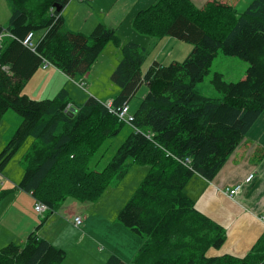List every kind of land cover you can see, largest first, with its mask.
<instances>
[{"label": "trees", "instance_id": "trees-1", "mask_svg": "<svg viewBox=\"0 0 264 264\" xmlns=\"http://www.w3.org/2000/svg\"><path fill=\"white\" fill-rule=\"evenodd\" d=\"M5 2L11 14L7 27L0 25V35L8 37L0 49V119L11 109L22 122L0 153V170L32 138L18 187L55 210L68 198L96 202L132 166L146 167L117 218L143 238L131 264H264V233L243 256L213 254L223 247L225 230L198 212L185 193L194 176L215 178L264 113V0H252L242 13L217 1L198 9L190 0H155L136 13L133 30L153 44L171 37L193 50L182 62H154L144 74L148 51L122 43L115 29L97 24L89 35L63 31L61 13L69 0ZM38 32L45 33L32 51L23 40ZM110 42L121 53L110 77L119 90L111 107L128 104L142 84L147 94L125 140L100 169L102 149L125 123L93 97L70 116L73 103L65 90L36 101L23 89L46 62L72 80L84 78ZM219 52L247 62L248 68L236 83L214 73L211 84L222 94L215 99L194 87ZM65 258V251L34 233L24 250L0 251V264H62ZM106 264L125 263L111 256Z\"/></svg>", "mask_w": 264, "mask_h": 264}, {"label": "crops", "instance_id": "crops-1", "mask_svg": "<svg viewBox=\"0 0 264 264\" xmlns=\"http://www.w3.org/2000/svg\"><path fill=\"white\" fill-rule=\"evenodd\" d=\"M94 1H99V3L89 6L94 13L93 16L96 18V20L93 21V27L97 24L104 23L103 25L113 28L116 31L117 27H122L123 23L129 24L132 22V19L139 10L147 8L148 5L152 3V0H126V5L122 9L117 8L114 12L113 8H110V0ZM191 1L197 8H202L207 2L217 1L231 6L238 13H241L252 2V0ZM69 2H73V0H69ZM99 6L101 7V11H107L109 13H97L96 9H98ZM65 7L61 13L63 29L68 32L89 35V32H85L83 29L72 31L68 26L64 25V15L69 11V7ZM103 7L107 10H104ZM112 16H114V20L119 17V23L112 21ZM44 33L45 32H40L41 35L38 40L35 39L37 33L33 34V42L35 45H37ZM123 35L128 37V39L126 41H121L122 43L133 42L130 40L132 35L129 30L124 31ZM6 38L8 37L5 36V39ZM5 39H3L4 42ZM117 56H119V51H117ZM119 59L120 58L116 61L119 62ZM92 68L85 76L87 80L91 78ZM114 68V66H111L108 70L102 68L99 72L101 77L98 78V81L102 78L104 83L109 87L111 82L110 77ZM115 88L114 94L107 97L105 100L99 99L95 94H92L93 98L104 104L112 103L119 94L118 88L116 86ZM61 90H65L68 93L69 101L73 103L74 108L75 106L84 104L83 101L86 96L83 91H81L70 78L52 66L43 67L42 65L38 68L24 86L23 94L30 99L41 101L54 98ZM2 169L0 170V174L4 176L2 174ZM250 174L254 175L252 181L249 184H244L242 190L237 195L233 198L226 195L227 189H232L235 185L243 182ZM6 176L10 180L4 176L5 182L3 185L9 183L10 187H7L0 193V225L3 224L5 219L10 217L12 222H14L13 229L17 230L18 236L17 238H13L15 235L12 231L11 236L3 234L7 240L3 238L2 243L0 238V251H4L8 248H12V250H24L28 235L34 233L38 238H43L40 234L41 215L47 211L39 213L34 209L36 201L30 194L25 193L18 187L21 181L20 179H22L19 173L13 177V173L10 172ZM11 192H13L11 195L12 198L5 203V208L1 209V205L10 197ZM185 193L194 201V207L198 212L219 224L225 230V243L220 251H214L213 254L243 256L251 249L257 239L264 233V113H262L242 142L232 152L215 178L208 182L199 176H194L186 185ZM77 209H79L78 205H74L73 210L70 208L68 212L70 216L75 215L74 217H80L81 221L83 217V223L81 222V225L84 224V227L73 247L78 248L79 252H81V256L88 261L87 264H106L108 259H106V255L101 254L108 253L109 250L106 248H99V251L97 250L98 243L101 240L94 234L93 230H88L85 221L86 218L84 220V215H82L83 211H77ZM77 213H80L82 216H77ZM132 236L134 239H142L133 234ZM43 239L54 247L65 251L64 246L50 242L46 238ZM141 243H139L137 248H140ZM85 244H87L86 247H84ZM93 251L98 252L100 257L95 258L93 256ZM109 253L111 254L109 257L115 256L125 264H130L134 257V254H129L128 258H123L114 251H110Z\"/></svg>", "mask_w": 264, "mask_h": 264}, {"label": "rangeland", "instance_id": "rangeland-1", "mask_svg": "<svg viewBox=\"0 0 264 264\" xmlns=\"http://www.w3.org/2000/svg\"><path fill=\"white\" fill-rule=\"evenodd\" d=\"M154 2L155 0H152L151 4H153ZM97 3H99V1L91 2V4L90 2H83L80 0H73V2H69L65 7H69V11L64 15V25L68 26L72 31L83 29V31L89 32L90 34L94 28L93 21L96 20V18L93 16L94 13L89 6L95 5ZM191 3L193 4L192 1ZM110 4V8H113L115 12L117 8L122 9L126 5V0H110ZM204 6L205 4L203 5V7ZM100 8L101 7L99 6L98 9H96L97 13H109L107 11H101ZM103 9L107 10L104 7ZM10 14L11 12L9 5L5 2V0H0V25L4 28L8 25ZM113 17L114 16H112V21L119 23V17H117L116 20H114ZM131 23L132 22H130L129 24L123 23L122 27H117L116 33L119 40L126 41L128 37L124 36L123 32L129 30L132 35L130 37V40L140 44L148 51L145 61L141 67L143 74L154 62H158L164 66H167L173 62H182L193 50L192 44L171 37H164L159 42L153 44V39L146 36H141L136 33L133 30ZM63 31L66 30L63 29ZM40 35V32H38L35 36V39L38 40L40 38ZM3 39H5V37H3ZM117 51H119V56H117ZM118 58L121 59L120 50H118V48H116L111 42L107 43L104 45L99 58L96 60V64H93L94 66L91 70L90 80H87L86 77L84 79L82 78L78 80L71 79L86 96L83 103H85L90 98L89 96L93 97L92 94H95L99 99L102 100H105L107 97L114 94V89H116L115 86H113L110 82V86L108 87L104 83L102 78L100 79V81H98V78L101 77L99 75V72L102 70V68L104 70H108L111 66L116 67V64L118 63V61L116 60H118ZM247 68V62L237 57L223 55L219 52L212 62L209 73L200 83H197L195 85L194 90L200 95L209 98L221 99L222 94L218 92L211 84L214 73L221 74L223 76V80L227 83H236L245 78ZM146 94L147 85L142 84L136 94L127 104L129 109L128 114L132 115L135 113L141 100L145 97ZM21 122V117L11 109L7 110L3 114L0 119V153L4 150V148L14 135L15 131L20 126ZM124 125L125 126L123 127L120 134L114 140L107 143L108 149H102V158L99 165L100 169L109 162L111 157L114 155L116 148L125 140L126 136L128 135L129 129L131 127L126 124ZM32 142L33 139L28 138L25 143L18 149V151L14 153L11 160L3 168L4 170L2 169V174L8 180L10 179L6 175L10 172L13 173V177L19 173L22 178L25 167L22 158ZM147 169L148 168L146 167L132 166L129 169L128 174L125 175L122 179L115 181V183H112V185L100 196V198L96 202L81 203L74 199L68 198L61 206L57 207L55 210H50L43 204L46 207L43 212H47H42L43 214L41 215L42 219L40 234L43 238H46L50 242L64 246V250L66 251V260H64L65 262L63 261L62 264L88 263V261H86L81 256V252H79L78 248L73 247L84 227V224H82L80 228H76L74 226L75 215L70 216V213L68 212L70 208L71 210H73L74 205H78L79 209H77V211H83L82 215H84V220L86 218L85 221L88 230H93L94 234L100 238L101 241H99L97 246L98 251L99 248H106L107 250H109V252L114 251L116 254L123 258H128L129 254H134V256L136 255L139 249L137 248V246L139 245V243H143V238L141 240H138L139 238L134 239L132 234H136H134L128 228L126 229L125 226L120 223L117 218L125 203L130 199L138 184L144 178ZM4 176L0 174V193L2 190L10 187L9 183H5V185H3V183L5 182ZM12 194L13 192H11L10 197L7 198V200L1 205V209L6 207L5 203L10 201V199L12 198ZM82 215L80 213H77V216ZM13 223L14 222H12L11 218L9 217L4 220L3 224L0 225V238L2 240V243L3 238L7 240L3 236V234L11 236V231L14 232L15 235L13 238H17L18 232L17 230L13 229ZM86 246L87 244H85L84 247ZM135 249L136 251L134 252ZM109 252L103 253L101 255H106V259H108L111 255ZM99 255L100 254L98 252L93 251V256L95 258L100 257Z\"/></svg>", "mask_w": 264, "mask_h": 264}, {"label": "built area", "instance_id": "built-area-1", "mask_svg": "<svg viewBox=\"0 0 264 264\" xmlns=\"http://www.w3.org/2000/svg\"><path fill=\"white\" fill-rule=\"evenodd\" d=\"M80 1H88V2H92L94 0H80ZM6 34H1L0 35V49L3 46V37H5ZM23 45L26 46L27 48L31 49L32 51H34L36 45L33 42V34L32 33H28L26 35V37L23 40ZM49 64L46 62L43 64V67H47ZM106 108L108 109L109 113L116 115V117L118 118L119 121L125 123L126 125L132 127V122H133V115L128 114L129 113V109L127 104H124L122 107H118L116 109L111 107V104L108 103L106 104ZM175 158V157H174ZM188 159L185 160V164L188 163ZM253 175H248L243 182L235 185L232 189H227L226 190V195L229 196L230 198H233L235 195H237L241 190L244 184H249L252 179H253ZM46 209V207L36 201L35 203V210L39 213H42L44 210ZM81 218L80 217H74V226L76 228H79L81 225Z\"/></svg>", "mask_w": 264, "mask_h": 264}, {"label": "water", "instance_id": "water-1", "mask_svg": "<svg viewBox=\"0 0 264 264\" xmlns=\"http://www.w3.org/2000/svg\"><path fill=\"white\" fill-rule=\"evenodd\" d=\"M55 10H56V11H59L60 8L56 6V7H55ZM75 112H76V109L72 107V108H70V110H69L68 113L70 114V116H72V115H74Z\"/></svg>", "mask_w": 264, "mask_h": 264}, {"label": "bare ground", "instance_id": "bare-ground-1", "mask_svg": "<svg viewBox=\"0 0 264 264\" xmlns=\"http://www.w3.org/2000/svg\"><path fill=\"white\" fill-rule=\"evenodd\" d=\"M33 34V33H32ZM251 175H253V174H251ZM254 176V175H253Z\"/></svg>", "mask_w": 264, "mask_h": 264}]
</instances>
